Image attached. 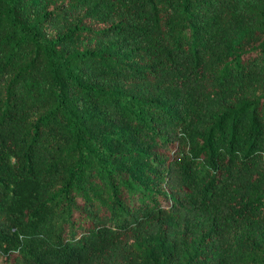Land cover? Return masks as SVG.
I'll list each match as a JSON object with an SVG mask.
<instances>
[{
    "label": "trees",
    "instance_id": "1",
    "mask_svg": "<svg viewBox=\"0 0 264 264\" xmlns=\"http://www.w3.org/2000/svg\"><path fill=\"white\" fill-rule=\"evenodd\" d=\"M0 264H264V0H0Z\"/></svg>",
    "mask_w": 264,
    "mask_h": 264
}]
</instances>
